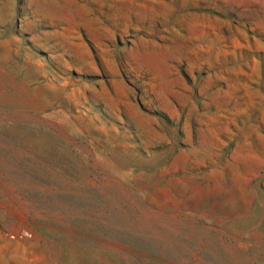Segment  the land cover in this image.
I'll use <instances>...</instances> for the list:
<instances>
[{
  "label": "rangeland",
  "instance_id": "obj_1",
  "mask_svg": "<svg viewBox=\"0 0 264 264\" xmlns=\"http://www.w3.org/2000/svg\"><path fill=\"white\" fill-rule=\"evenodd\" d=\"M0 264H264V0H0Z\"/></svg>",
  "mask_w": 264,
  "mask_h": 264
}]
</instances>
